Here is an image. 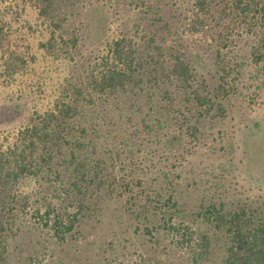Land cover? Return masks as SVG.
Instances as JSON below:
<instances>
[{
	"label": "trees",
	"instance_id": "obj_1",
	"mask_svg": "<svg viewBox=\"0 0 264 264\" xmlns=\"http://www.w3.org/2000/svg\"><path fill=\"white\" fill-rule=\"evenodd\" d=\"M27 1L47 20L45 48H53L55 32L73 18L82 31L74 35V47L82 36L93 46L51 105L35 109L0 142V264H9L8 237L20 217L65 240L84 218L124 193L135 215L159 216L157 227L173 245L192 246L195 231L176 219L177 199L145 185L142 177L152 169L154 142L168 154L184 149L188 137L197 138L201 119L228 94L224 74L212 88L198 75L209 62L199 52H186L184 35L214 40L219 63L229 31L241 23L257 36L254 57L264 62V0H173L179 10L170 19L158 6L151 21L144 15L146 4L133 32L119 31L103 43L105 0H85L73 13L62 8V0ZM5 21L0 16V45ZM58 35L64 40L63 32ZM197 215L226 237L221 264H264V203L227 208L212 200L201 204ZM202 239L205 250L208 237Z\"/></svg>",
	"mask_w": 264,
	"mask_h": 264
},
{
	"label": "rangeland",
	"instance_id": "obj_2",
	"mask_svg": "<svg viewBox=\"0 0 264 264\" xmlns=\"http://www.w3.org/2000/svg\"><path fill=\"white\" fill-rule=\"evenodd\" d=\"M105 1L108 20L100 36L102 43L119 31L133 32L146 4L148 21L153 20L158 6L169 19L179 10L173 0ZM83 2L62 0L61 5L73 13ZM0 16L6 20L1 25L6 40L0 45L1 142L10 139V135L4 137L8 130L15 131L35 109L51 105L64 79L82 69L80 63L93 43L82 36L74 47L73 37H80L82 31L73 18L55 32L53 48H45L47 20L27 0L0 3ZM91 27L97 28L94 23ZM244 28L239 23L229 31L219 63L214 40L199 33L184 35L186 52H199L209 62L198 75L212 88L224 74L228 94L201 119L194 130L197 138L188 137L184 149L168 154L158 140L154 142L152 169L142 177L145 185L151 183L177 199L180 211L176 219H183L195 231L192 246L173 245L157 227L159 216L135 215V207L124 193L108 199L100 213L84 218L65 240L33 226L27 216L20 217L8 237L9 264H221L226 237L197 215L201 204L214 200L227 208H252L264 203V62L254 57L257 36ZM145 225L152 231L147 232ZM204 235L209 242L206 251Z\"/></svg>",
	"mask_w": 264,
	"mask_h": 264
}]
</instances>
